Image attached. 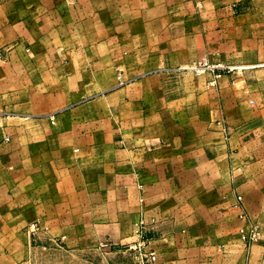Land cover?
<instances>
[{
    "label": "crops",
    "instance_id": "0c3cea01",
    "mask_svg": "<svg viewBox=\"0 0 264 264\" xmlns=\"http://www.w3.org/2000/svg\"><path fill=\"white\" fill-rule=\"evenodd\" d=\"M263 62L264 0H0V264L107 262L142 214L155 264H264Z\"/></svg>",
    "mask_w": 264,
    "mask_h": 264
},
{
    "label": "built area",
    "instance_id": "2783aa9c",
    "mask_svg": "<svg viewBox=\"0 0 264 264\" xmlns=\"http://www.w3.org/2000/svg\"><path fill=\"white\" fill-rule=\"evenodd\" d=\"M264 63V62H263ZM177 69H191L196 74L210 73L211 78L208 83L212 86L217 84V79L224 73H233L242 69L235 65H226L223 63L212 64L206 58L191 66H179ZM4 127V115L0 112V130ZM6 141L10 136L6 135ZM234 206L240 209L239 216L242 219H249V215L243 205V197L240 194L236 196ZM154 217L147 218L144 214L140 215L132 224L131 238L125 244H116L111 241H100L98 249L104 256L113 253H122L129 257L130 264H155L158 259L157 250L153 244V237L149 231L156 224ZM240 234L244 244L248 245L260 235V227L257 223H251L248 228L240 227ZM108 264H111L108 262ZM126 264V263H124Z\"/></svg>",
    "mask_w": 264,
    "mask_h": 264
},
{
    "label": "rangeland",
    "instance_id": "374dc122",
    "mask_svg": "<svg viewBox=\"0 0 264 264\" xmlns=\"http://www.w3.org/2000/svg\"><path fill=\"white\" fill-rule=\"evenodd\" d=\"M30 227L32 228V226ZM48 237L50 238V236H30L33 245L30 251L33 264H108V262L111 264H130L129 257L121 252L113 253L106 259L107 262L102 256L99 257L93 253L90 254V258L86 256V259L76 252L68 255L64 249L57 248L55 244H50L52 240ZM87 259L90 263H84Z\"/></svg>",
    "mask_w": 264,
    "mask_h": 264
}]
</instances>
